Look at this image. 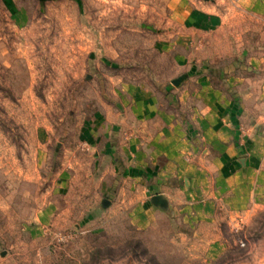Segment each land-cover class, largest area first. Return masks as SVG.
Returning <instances> with one entry per match:
<instances>
[{
  "label": "rangeland",
  "instance_id": "rangeland-1",
  "mask_svg": "<svg viewBox=\"0 0 264 264\" xmlns=\"http://www.w3.org/2000/svg\"><path fill=\"white\" fill-rule=\"evenodd\" d=\"M146 99L264 118V0H0V264H264V205L196 241L94 155Z\"/></svg>",
  "mask_w": 264,
  "mask_h": 264
},
{
  "label": "crops",
  "instance_id": "crops-1",
  "mask_svg": "<svg viewBox=\"0 0 264 264\" xmlns=\"http://www.w3.org/2000/svg\"><path fill=\"white\" fill-rule=\"evenodd\" d=\"M149 100H144L128 116L123 115V121L130 124L124 142L121 135L115 134L116 127L108 135L100 131L94 155L100 162L108 160L119 171L146 170L142 182L147 193H152L149 199L159 195L166 202L163 208L151 207V212L166 224L171 218L182 220L197 241L208 234L209 227H214L220 212L241 217L263 208L261 112L246 115L239 100L223 99V106L233 108L228 110L230 113L215 116L210 104L200 113L182 117L156 109ZM133 122L138 123L136 127ZM182 123H187L186 128ZM120 148L128 155L123 161L117 156L122 154ZM134 154H139L140 159L129 156ZM170 192L175 193L168 195Z\"/></svg>",
  "mask_w": 264,
  "mask_h": 264
},
{
  "label": "water",
  "instance_id": "water-1",
  "mask_svg": "<svg viewBox=\"0 0 264 264\" xmlns=\"http://www.w3.org/2000/svg\"><path fill=\"white\" fill-rule=\"evenodd\" d=\"M40 2H45V1H51V0H39ZM179 80H176L174 81V85H178L179 84ZM151 202L154 206L156 207H160V208H163L165 207L166 205V202L163 200V198L159 195L157 196H154L152 199H151Z\"/></svg>",
  "mask_w": 264,
  "mask_h": 264
}]
</instances>
